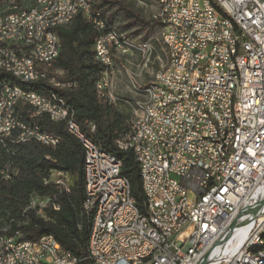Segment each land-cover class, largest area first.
Returning <instances> with one entry per match:
<instances>
[{"label": "built area", "instance_id": "1", "mask_svg": "<svg viewBox=\"0 0 264 264\" xmlns=\"http://www.w3.org/2000/svg\"><path fill=\"white\" fill-rule=\"evenodd\" d=\"M63 1L52 0V7H61ZM221 10H214L206 0H174L171 18L158 21L168 25L171 44L176 50L177 66L172 73L160 70L158 106L144 119L140 127L121 133L127 134L130 150L137 160L141 186L149 191L152 206L141 212L132 199L114 201V194L123 192L120 164L95 152L86 143L84 163L87 164L89 192L99 200L100 214L94 217V230L89 233L93 264H197L206 253L214 254V244L246 210L242 219H249L243 238L235 248L223 256L219 254L208 264H254L257 254L249 253V243L263 234L264 205L252 218V210L264 195V4L259 0H220ZM45 5V0H31L22 8L23 20L18 32L31 34V22H24V14L32 8ZM85 17L99 25L95 38L96 54L101 55L102 72L98 79L104 83V69H111L112 45L124 46L126 51L139 53L140 67H145L146 48L134 49L116 40V31L105 30L104 25L91 14V1L79 0ZM223 12H235L240 20L238 44H231V27L223 19ZM5 15H14L8 10ZM33 41L45 52H53L49 42L48 23L39 27ZM10 39L11 37H6ZM230 51H238V68L230 67ZM0 57L5 54L0 50ZM7 59V58H6ZM38 70L22 74V79L34 80ZM1 72V71H0ZM43 78L58 87L71 88V81L57 82L43 71ZM133 90L134 99L127 104L137 110L145 92ZM11 98L21 99L22 105L36 101L20 91H10ZM111 95H113L111 91ZM114 96V95H113ZM121 101V97L115 98ZM122 102V101H121ZM41 105L55 116L67 109L60 104ZM237 107V114H230ZM137 115H140L137 111ZM3 129L14 130L10 111L0 116ZM66 130L80 143L83 133L74 119L64 123ZM95 125L89 123V130ZM37 133L47 140V133L38 127L23 124V136ZM23 142V138L19 143ZM54 143V142H53ZM54 145H57L54 143ZM12 174H3L9 179ZM69 192V176L55 171V183ZM209 187V196L201 197V188ZM49 202L47 197L33 196L29 209L40 212ZM57 209V204H53ZM88 203H82L86 215ZM102 207H112V214H102ZM156 226L165 227L166 240H158ZM9 250L19 251L18 261L9 260ZM0 264H77L51 235H43L33 245H23L19 230L4 231L0 236Z\"/></svg>", "mask_w": 264, "mask_h": 264}, {"label": "trees", "instance_id": "2", "mask_svg": "<svg viewBox=\"0 0 264 264\" xmlns=\"http://www.w3.org/2000/svg\"><path fill=\"white\" fill-rule=\"evenodd\" d=\"M20 1L26 4L30 0H18ZM156 2L159 9L158 1ZM9 6L10 0H0V16L8 12ZM114 6H117V9L107 14ZM91 10L92 15L103 20L105 30L116 31L124 38L126 44L134 49H141L142 44L148 42L128 37L114 26L118 10H123L127 16L142 24L158 26L159 39L166 52L163 67L167 64L168 48L160 37L161 24L157 19H141L127 9L124 0H91ZM55 32L59 40L58 55L50 65L41 68L48 72L49 77L54 76L57 82L71 81L75 84L74 87H58L55 83H50L48 78L22 83L3 71L0 72V83L6 81L23 89L60 96L86 135L120 159L121 174L129 181L135 204L144 213L145 196L137 160L132 151L121 150L115 145L118 137L124 134L121 132L128 130L130 115L118 110L110 98L101 97L96 87L102 66L95 60L92 46L100 30L78 12L68 24L56 27ZM128 53L129 51L122 53L114 50L112 57L117 58ZM137 89L140 90V87ZM17 108L28 120L40 125L42 131L57 136L59 141L57 145H44L31 139L16 144L6 139L4 143H0V170L8 164L12 174L9 179L0 174V232L4 227L8 228L7 233L18 229L23 239L31 241H36L43 235H51L63 250L79 259L78 264H93L87 258L91 220L82 212L85 198L82 143L66 130L63 121H53L46 114L32 116L33 109L20 102ZM89 123L95 125L93 131L89 130ZM56 170L69 176V192L59 189L52 180L46 181ZM33 196L49 198V202L42 209V216L40 212L27 208ZM53 204H57V209Z\"/></svg>", "mask_w": 264, "mask_h": 264}, {"label": "bare ground", "instance_id": "3", "mask_svg": "<svg viewBox=\"0 0 264 264\" xmlns=\"http://www.w3.org/2000/svg\"><path fill=\"white\" fill-rule=\"evenodd\" d=\"M9 1V0H8ZM29 1V0H27ZM91 1V0H90ZM159 4V9L155 12L152 17L157 19L158 21H167V18H171V13L174 9V0H157ZM31 0L29 1V3ZM207 3H212V8L214 10H221V2L220 0H206ZM25 2H18V0H10L9 10H14V15H5L0 16V50H2L5 54V57H0V71L9 73L10 75L17 78L22 83H32L37 81L40 78H43L44 69L41 66L50 65L51 61L57 57L59 52V40L58 36L55 32L56 27L63 26L68 24L73 17L79 12L80 9H76L79 6V0H67L63 1L62 4V13L61 7H52L49 9V13H47V5H52V0H45V5H39V8H32V16H34L31 20V14H24V22H31V34L25 32H18L15 34V30L19 29V22L23 20L22 8L18 7H26ZM7 9V8H6ZM223 19L226 23L231 27V44H238V36H239V28H240V20L237 18L235 12H223ZM99 20L105 27V23L102 19ZM48 23L49 26V42L51 44V48L53 52H45V50L39 45V42L33 41L31 35H39V27L43 24ZM99 28V25L96 22H93ZM160 37L163 42L167 45L168 48V61L167 64L162 68L157 70L152 78L147 82L146 87L143 89L145 95L147 96V101L137 102V111L140 115H134L133 119V127H140L144 119H148V115H152V107L158 106L159 101V86L155 83V81L160 80V70H165V73H172L175 71L177 66V54L176 50L171 44V40L168 32V25L165 23H160ZM114 31V30H107ZM6 37H11L10 39H6ZM116 40L124 41V38L116 32ZM127 45V44H126ZM141 48H148L146 43H143ZM93 54L95 60L101 64V55L96 54V42L92 46ZM117 50L122 53H126L127 51L124 49V46L112 45L110 47V56H112V51ZM113 61L111 62V69H105L104 72V83H110V77L112 75V67ZM239 58L238 51H230V67L238 68ZM33 66L37 67L38 70L34 73V80L22 79V74L26 71V73H33ZM144 68V67H142ZM60 72V71H57ZM96 87L98 88L99 95L101 97H108L112 99L114 96L111 95L110 87H101L98 86V81L96 83ZM136 90L137 87L134 85ZM10 91H20L23 92L26 96H33L36 101H28L25 105H28L33 109V115L38 114H46L51 120H54V113L52 110L48 109L41 105V103L47 104H60L61 107L67 108L64 113H58L55 116V121H63L64 123H68V121L73 120V115L69 107L66 105L65 101L55 93L49 94H41L34 90H28L20 88L16 85L10 84L6 81L0 83V116H6V112L10 111V121L14 126V130H6L3 129V124H0V143H4L6 139H8L11 143H19L22 140L23 142L31 139L37 142H40L44 145H54L59 141L57 136L50 134L48 132L42 131V133H47V140L43 137H37V133H30L29 135L23 136V124L27 127H38L35 122L28 120L24 114H22L17 108L18 103H21V99L19 98H11L9 93ZM151 106H147L150 105ZM20 105V104H19ZM230 114H237V107H230ZM30 116V117H32ZM77 127L80 128L81 133H83V138L85 143H82L84 151H86V143L90 144L93 147L95 152H100L107 156V158L111 159L114 162H119L120 170H121V161L115 155L107 152L100 144L94 142L90 139L86 133L81 129L79 124L77 123ZM131 128V121L128 120V130ZM54 142V143H53ZM122 146H129V139H127V134L124 133L118 137L116 140V144H121ZM121 149L119 146H117ZM9 165L6 164L1 170L0 174H11ZM84 190H85V198L83 203H88V207L86 210V215L90 217L91 223L89 228V233H93L94 230V217H97L100 214V206L99 200H95V193L89 192V183L87 181V164L84 163ZM120 179L124 182L123 192L114 194V201H126L127 199H132L135 204V199L131 195V188L129 181L125 176H123L120 172ZM52 180L55 183V171L52 172L49 179L46 181ZM145 196V209L146 206H152V199L149 197V191H143ZM209 196V187L201 188V197ZM33 200V197L30 198ZM136 205V204H135ZM29 208V206L27 207ZM26 208V209H27ZM25 209V210H26ZM139 209V207H138ZM102 214H112V207H102ZM8 228L4 227L0 232V236L4 235V231ZM246 226L240 225L232 230L231 242L228 246H226L223 251L219 254V256H223L226 254L230 248H235V245L239 244L240 240L243 238V234L245 232ZM20 234V241L23 245H33L39 241H31L22 238V234ZM156 235L158 240H166V231L163 226H156ZM264 228L263 234H258L256 239L249 243V253L257 254V258L254 260V264H264ZM231 246V247H230ZM230 247V248H229ZM69 254V257L76 261L78 264L79 259L72 255L70 252L65 251ZM87 257H91L89 236L87 240ZM19 251L9 250V260L10 261H18ZM243 264H251V263H243Z\"/></svg>", "mask_w": 264, "mask_h": 264}, {"label": "rangeland", "instance_id": "4", "mask_svg": "<svg viewBox=\"0 0 264 264\" xmlns=\"http://www.w3.org/2000/svg\"><path fill=\"white\" fill-rule=\"evenodd\" d=\"M124 2L130 12L145 20L150 19L158 9L156 0H124ZM116 9L117 6L110 8L107 14L114 12ZM114 26L128 37L148 42V48L144 55L145 69L142 73L140 72L142 69L140 67L141 57L136 51L115 58L112 67L111 91L115 98L121 97L122 101V103H119L118 100H115V106L118 110L129 114V118H132L137 115V110H131L123 102H129L134 99V85L140 87V84H144L143 82L151 79L157 69L163 67L166 61V52L159 39L158 26L142 24L135 18L127 16L123 10L116 12ZM145 87L146 85L143 86V89ZM114 97L111 99L113 103ZM140 100L143 102L147 101V96L143 94Z\"/></svg>", "mask_w": 264, "mask_h": 264}, {"label": "water", "instance_id": "5", "mask_svg": "<svg viewBox=\"0 0 264 264\" xmlns=\"http://www.w3.org/2000/svg\"><path fill=\"white\" fill-rule=\"evenodd\" d=\"M261 3L264 4V0H259ZM264 205V195L259 198L256 207L252 210V218L258 213L260 208ZM244 212H247L246 210H243L238 215V218L234 220L227 230L224 231V233L219 237V239L214 244V254L206 253L202 259L197 264H208L212 262L215 258V254H219L221 252V249L226 246L229 239H231L232 236V230L236 227H239L240 225L246 223L249 219H242V215Z\"/></svg>", "mask_w": 264, "mask_h": 264}]
</instances>
